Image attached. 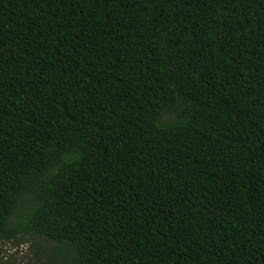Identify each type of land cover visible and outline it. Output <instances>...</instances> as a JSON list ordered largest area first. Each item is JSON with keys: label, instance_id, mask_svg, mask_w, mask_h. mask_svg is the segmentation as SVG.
Segmentation results:
<instances>
[{"label": "trees", "instance_id": "16d2710c", "mask_svg": "<svg viewBox=\"0 0 264 264\" xmlns=\"http://www.w3.org/2000/svg\"><path fill=\"white\" fill-rule=\"evenodd\" d=\"M19 230L59 264H264V0H0Z\"/></svg>", "mask_w": 264, "mask_h": 264}, {"label": "rangeland", "instance_id": "374dc122", "mask_svg": "<svg viewBox=\"0 0 264 264\" xmlns=\"http://www.w3.org/2000/svg\"><path fill=\"white\" fill-rule=\"evenodd\" d=\"M19 220L13 217L9 228L20 229ZM66 254L65 247L22 230L14 238L0 241V264H59L65 261Z\"/></svg>", "mask_w": 264, "mask_h": 264}]
</instances>
